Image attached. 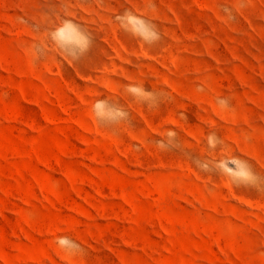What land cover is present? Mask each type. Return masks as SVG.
<instances>
[{
	"label": "rangeland",
	"instance_id": "374dc122",
	"mask_svg": "<svg viewBox=\"0 0 264 264\" xmlns=\"http://www.w3.org/2000/svg\"><path fill=\"white\" fill-rule=\"evenodd\" d=\"M0 264H264V0H0Z\"/></svg>",
	"mask_w": 264,
	"mask_h": 264
},
{
	"label": "clouds",
	"instance_id": "9594fccd",
	"mask_svg": "<svg viewBox=\"0 0 264 264\" xmlns=\"http://www.w3.org/2000/svg\"><path fill=\"white\" fill-rule=\"evenodd\" d=\"M61 243H63V241H61Z\"/></svg>",
	"mask_w": 264,
	"mask_h": 264
}]
</instances>
